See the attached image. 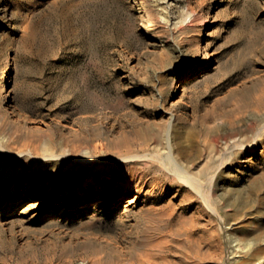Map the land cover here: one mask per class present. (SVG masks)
Listing matches in <instances>:
<instances>
[{
	"label": "rangeland",
	"instance_id": "rangeland-1",
	"mask_svg": "<svg viewBox=\"0 0 264 264\" xmlns=\"http://www.w3.org/2000/svg\"><path fill=\"white\" fill-rule=\"evenodd\" d=\"M1 87L0 264H264V0H0Z\"/></svg>",
	"mask_w": 264,
	"mask_h": 264
},
{
	"label": "bare ground",
	"instance_id": "bare-ground-1",
	"mask_svg": "<svg viewBox=\"0 0 264 264\" xmlns=\"http://www.w3.org/2000/svg\"><path fill=\"white\" fill-rule=\"evenodd\" d=\"M154 9V8H153ZM144 25H145V23H144ZM147 25V24H146ZM186 83V79L185 80H183V82H182V85H184ZM177 100V99H176ZM176 100H174V102H176ZM0 102L2 103V104H10V98H9V95H8V93H7V89H5L4 87H1L0 88ZM166 132H168V131H166ZM165 132V133H166ZM249 145V144H248ZM48 146V145H47ZM46 147V146H45ZM170 152V151H169ZM167 153V152H166ZM165 154V153H164ZM162 156V155H161ZM157 159V158H156ZM174 159V158H173ZM173 159H168L167 160V162H166V165H168V166H170V167H175L176 165H174V161H173ZM166 160V159H165ZM158 161H160V160H158ZM165 163V162H164ZM206 164H207V162H206ZM203 167H205L204 165H202ZM180 167V166H179ZM208 168V167H207ZM174 170V169H173ZM183 170V169H182ZM181 170V171H182ZM209 172V171H208ZM182 173H183V171H182ZM197 173V172H196ZM198 174V173H197ZM205 174H206V172H205ZM175 175V174H174ZM185 175H187V174H185ZM179 176V175H178ZM194 176V175H193ZM210 176V175H209ZM183 177V176H182ZM209 178V177H208ZM207 178V179H208ZM212 178V177H211ZM210 178V179H211ZM206 179V178H205ZM207 181V180H206ZM209 181V180H208ZM197 182V181H196ZM198 183H200V182H198ZM138 184V183H137ZM137 184H136V186H137ZM198 185V184H197ZM199 186V185H198ZM142 190V189H141ZM112 197L113 196H109V197H104V198H100V199H94V200H91V201H89V202H87V203H89V205H88V208L89 209H94V208H98V207H108V205H109V200H111L112 199ZM115 197V196H114ZM127 200V202L128 203H131V202H133L134 200H135V197H129V199H126ZM14 203V200H12L9 204H13ZM70 204V203H69ZM84 206V205H83ZM249 244H250V242H249ZM228 245V244H227ZM237 250V249H236ZM230 254V253H229ZM228 254V255H229ZM237 264H241V263H237Z\"/></svg>",
	"mask_w": 264,
	"mask_h": 264
}]
</instances>
